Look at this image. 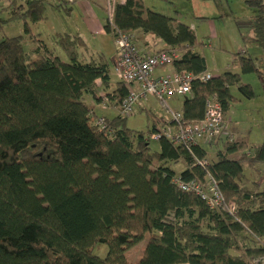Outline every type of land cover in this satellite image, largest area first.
<instances>
[{
    "label": "trees",
    "instance_id": "16d2710c",
    "mask_svg": "<svg viewBox=\"0 0 264 264\" xmlns=\"http://www.w3.org/2000/svg\"><path fill=\"white\" fill-rule=\"evenodd\" d=\"M246 2L257 15L237 19L236 26L252 31L264 49V0ZM26 3L14 14L32 35L29 22L43 20L45 3ZM5 22L0 18V33ZM113 22L115 29L109 20L104 26L113 37L116 29L130 36L136 30L152 34L183 51L174 63L177 71L207 72L205 57L193 51L199 44L195 31L143 0L116 2ZM55 39L66 60L45 45L26 52L22 35L0 41V264H264V189L243 183V163L264 162V143L248 156L247 144L228 134L195 146L193 153L162 138L154 151L149 136L159 124L146 137L129 129L120 113L127 83L119 79L105 97L118 105L112 118L98 116L86 102V94L102 100L97 80L109 85L103 55L98 60L90 55L78 34ZM233 61L243 73H263L247 51ZM234 85L247 98L255 96L252 85L230 71L193 81L182 123L201 120L212 95L228 112L238 99L230 90ZM100 118L105 127L97 124ZM218 143L217 160L197 164ZM179 161L188 166L177 174L171 164ZM208 175L218 182L225 207L212 209L175 183L178 176L204 183ZM144 242L133 260L130 252ZM99 244L108 246L105 257L94 253Z\"/></svg>",
    "mask_w": 264,
    "mask_h": 264
},
{
    "label": "rangeland",
    "instance_id": "374dc122",
    "mask_svg": "<svg viewBox=\"0 0 264 264\" xmlns=\"http://www.w3.org/2000/svg\"><path fill=\"white\" fill-rule=\"evenodd\" d=\"M26 1L0 0V18L6 21L0 33V41L6 37L22 35L26 52H32L31 50L38 44V41L33 39L42 38L49 48L54 50L61 59L66 60L64 52L56 44V34L54 33L56 31H64L67 33L83 34L85 37L83 39L90 46V50H93L89 54L97 60L103 55L113 72V58L118 54L114 37L110 34L106 36L91 33V30L94 32V29L102 28L107 23L109 19L108 0H93L92 8L98 21L95 20L94 15L86 7L81 5L80 0H44L43 20L37 23L28 21L33 36L25 32V20L23 17L15 16L14 14L15 8L20 6L26 7ZM115 1L118 2L120 0ZM143 1L145 6L156 12L193 27L197 42L199 43L196 47L197 51L205 57L209 72L217 74H222L226 71L238 73L241 75V83L247 82L252 84L255 92L253 98H247L239 89L234 90L235 87L237 88L236 85L231 87V93L240 100L237 99V101L234 100L231 103L227 117L240 122L237 123L240 128V131H238L240 135H235V139H239L240 141L246 140L247 147L245 152H254L259 144L264 143V49L258 46L252 31L247 29L240 31L237 28L236 20H249L257 15V11L249 7L246 0ZM242 34L246 36L245 41L242 40ZM133 39L135 41V38ZM99 42L105 44L103 45L105 48L104 54L101 51H97L101 50L99 49ZM242 51H247V54L260 62L262 66L261 71H263L261 76L255 72L243 73L241 67L235 64L233 61L234 56ZM149 99L152 100V106L157 112H163L164 107H162L158 99L152 96ZM85 100L89 105L93 101L89 94L85 95ZM147 104L148 102L145 103V105ZM170 105L174 109L177 107L172 100L170 101ZM233 105L235 106L234 109H232ZM232 110L234 111L233 113ZM95 113L98 116L110 118L116 116L114 112L110 111L108 113V111L101 109H96ZM151 119V116L145 109L138 108L133 115L127 117L126 123L129 129L143 132L147 137ZM231 133L234 134L233 132ZM219 144L207 147V159L209 163L217 160L218 147H221ZM150 147L154 151L159 150V141L150 140ZM187 166L184 161L171 164V167L175 169L177 174ZM244 175L247 180H250L252 188H254L253 185H258L264 189V163L260 162L252 168L245 165ZM107 252L108 246L105 244H99L94 249V253L100 257H105ZM131 254L135 257L136 252H132Z\"/></svg>",
    "mask_w": 264,
    "mask_h": 264
},
{
    "label": "built area",
    "instance_id": "2783aa9c",
    "mask_svg": "<svg viewBox=\"0 0 264 264\" xmlns=\"http://www.w3.org/2000/svg\"><path fill=\"white\" fill-rule=\"evenodd\" d=\"M115 4V0H108V20L114 29ZM114 40L118 52L115 73L129 86V94L120 105L121 115L127 117L133 115L149 97L153 96L160 101L170 117L168 122H163L155 128L149 136L150 140L159 141L166 138L173 144L184 146L193 153L195 146L203 142L214 143L220 136L227 134L226 116L217 96L212 95L206 100L204 117L190 124H183L182 111H177L170 105L174 96H185L191 93L193 81L207 82L215 75L210 72L196 75L186 70H176L173 74L157 79L154 77V71L157 68L173 66L175 61L182 57L183 51L178 48H167L154 53H144L132 36L119 29L115 31ZM97 124L105 127L104 119H98ZM197 164L207 167L209 162L208 159H203L197 160ZM175 183L182 190L202 197L212 209L225 207L218 182L211 175L207 176L204 183L196 180L186 181L179 176L175 178ZM228 208L234 210L235 206L229 205ZM261 260L264 262V257Z\"/></svg>",
    "mask_w": 264,
    "mask_h": 264
},
{
    "label": "crops",
    "instance_id": "0c3cea01",
    "mask_svg": "<svg viewBox=\"0 0 264 264\" xmlns=\"http://www.w3.org/2000/svg\"><path fill=\"white\" fill-rule=\"evenodd\" d=\"M121 2H124L125 0H120ZM81 2V5H83V7H86L89 12H91L92 15H94L95 17V20L96 19V16H95V13H94V10H93V0H80ZM98 21V20H97ZM105 26V25H104ZM192 29L193 27L190 26ZM92 29V28H91ZM194 30V29H193ZM64 33H67V32H59V31H56L54 34L58 35V34H64ZM70 34H74V33H71L69 32ZM91 33L92 34H98V35H108V33L105 31L104 27L102 28H96L94 29V32H92L91 30ZM33 35V33H32ZM82 37L83 34H78ZM111 35V34H110ZM132 37L135 38V43L137 44V46L139 47V49L144 52V53H154L158 50H162V49H167L168 46L159 38L155 37L154 35L152 34H146V33H143L142 31L140 30H136L133 32L132 34ZM85 38V37H84ZM33 40H36L38 41V44L36 45L35 48H33L31 51L33 53H37L36 51L38 50L39 48V44L40 45H45L48 49H50L47 44L45 42H43L42 38H35ZM134 40V39H133ZM86 42V41H85ZM103 45H105L104 43L102 42H99V49L101 50H97V51H101L103 54L105 53V48L103 47ZM94 50H96L95 48H93ZM98 49V48H97ZM87 50H88V53H91L93 52V50H90V46L87 45ZM42 51V50H41ZM194 52H197V48H194L193 50ZM40 52V51H39ZM243 52V51H242ZM41 53V52H40ZM91 55V54H90ZM201 55V54H200ZM118 61V54L117 56H115L113 58V62H114V66H113V72L111 71V68L109 67V71H110V82H109V85H102V81L99 79L96 81L99 89H98V96L102 98L101 101H96L93 99L92 97V103L90 104L93 108L94 111H96V109H101V110H105V111H108V113L111 111V112H114L116 113V115L119 113V110H118V105H116L115 103H110L108 104L107 100H106V95L108 93H112L114 90H115V86H114V83H116L117 81H119V78L118 76L116 75L115 73V66H116V63ZM176 71V68L175 66H167L165 68H157L155 71H154V77L155 78H160L164 75H167V74H173L174 72ZM207 72L208 71V67H207ZM211 73V72H210ZM213 75H220L219 73H212ZM244 84H250V83H244ZM252 85V84H251ZM253 87V86H252ZM239 89L238 86L237 88L235 87L234 90H237ZM153 97V96H152ZM151 98V97H150ZM156 98V97H155ZM184 98L185 96H179V95H176L174 96L171 100L174 102V104L177 106L175 107V110L177 111H182V108H183V102H184ZM157 99V98H156ZM238 100H240L238 98ZM158 101V100H157ZM237 101V100H236ZM147 105H145V103H147ZM160 102V101H159ZM242 102V100H241ZM153 105V102L152 100H150L149 98L143 103V105L139 108H143L145 109L149 115L151 116V122L149 123V127L151 129H153V126H154V123H157L158 124H161L163 122H167L170 120V117L169 115H167L166 112H164V109H163V112H157V110H155V108L152 106ZM150 107V108H149ZM163 107V106H162ZM235 106L233 105L232 109H234ZM230 110H228V112L225 113V116H226V121H227V134L229 136L232 137V139L236 142H247L246 140H242L240 141L239 139H235V135H240L238 133V131H240V128L238 126L237 123H240L238 120H232L231 118H228L227 117V114L229 113ZM234 111L232 110V113ZM231 124V125H230ZM237 125V127H235ZM231 126V127H230ZM232 129V130H231ZM231 132H233L234 134H232ZM260 145V144H259ZM258 145V146H259ZM206 147V146H205ZM222 147V146H221ZM256 147V146H255ZM250 151V150H249ZM208 153V152H207ZM252 154V152H247V155L250 156ZM241 155L240 152L238 153H232V154H229V157L230 158H236V157H239ZM258 163L260 162H251L249 163L248 161H245L243 163V169L245 168V165H247L248 167L252 168L253 166L257 165ZM261 163H264V162H261ZM243 183L245 185H247L248 187L252 188L251 187V183H250V180H247V179H244L243 180ZM145 246V242L140 244L136 249H133L131 252H130V257H133V260H136L138 259V256L142 253L143 251V248ZM132 252H136L135 254V257L132 256L133 254H131ZM178 264H190V263H178Z\"/></svg>",
    "mask_w": 264,
    "mask_h": 264
}]
</instances>
